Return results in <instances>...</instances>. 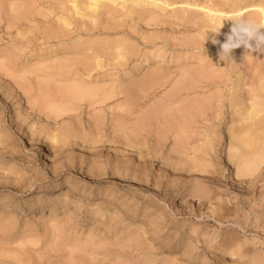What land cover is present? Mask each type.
I'll return each mask as SVG.
<instances>
[{
	"label": "rangeland",
	"instance_id": "374dc122",
	"mask_svg": "<svg viewBox=\"0 0 264 264\" xmlns=\"http://www.w3.org/2000/svg\"><path fill=\"white\" fill-rule=\"evenodd\" d=\"M259 1L0 0V264H264Z\"/></svg>",
	"mask_w": 264,
	"mask_h": 264
},
{
	"label": "clouds",
	"instance_id": "9594fccd",
	"mask_svg": "<svg viewBox=\"0 0 264 264\" xmlns=\"http://www.w3.org/2000/svg\"><path fill=\"white\" fill-rule=\"evenodd\" d=\"M231 20L233 21L231 34L227 36L226 41L220 46L219 55L221 60L232 61V50L241 45L247 50L245 56L256 57L252 54L253 52H264V32L260 31V29L264 28V23L243 17H234Z\"/></svg>",
	"mask_w": 264,
	"mask_h": 264
},
{
	"label": "bare ground",
	"instance_id": "6f19581e",
	"mask_svg": "<svg viewBox=\"0 0 264 264\" xmlns=\"http://www.w3.org/2000/svg\"><path fill=\"white\" fill-rule=\"evenodd\" d=\"M217 6V5H216ZM248 7V6H247ZM217 8V7H216ZM249 9L251 10H257L258 13L260 12L262 14V16L264 17V0H260L259 2H255V3H251L249 5ZM220 11V10H219ZM223 12V11H222ZM77 89L75 88V91L74 92H77L76 91ZM240 142L245 146V147H251L253 145V141H251L249 138L248 139H244V138H241L240 139ZM252 154V153H251ZM256 153H253L252 155H255ZM264 165V156L262 155H256L254 157H246L240 164H239V174L240 175H247L248 177H251V176H256L257 173L260 172L261 168L263 167ZM20 185L22 187H25V188H28L29 187V183L26 182V180H21L20 182ZM67 185H68V188L66 189H63V192H65V195H66V199H65V203H68L69 199H70V195L71 193L78 189L79 188V185L74 181V180H68L67 181ZM17 205L20 207L21 204L18 200L17 202ZM15 206V205H13ZM124 211L123 210H120V214H122ZM192 233H195V230H192ZM188 242L190 244H194L196 243V240L195 239H190L188 240ZM187 242V243H188ZM190 252V249H186L184 252H182L181 254L180 253H175V255L177 256V259H184V258H188L189 257V253Z\"/></svg>",
	"mask_w": 264,
	"mask_h": 264
}]
</instances>
